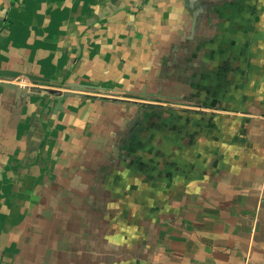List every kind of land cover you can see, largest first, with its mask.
I'll return each mask as SVG.
<instances>
[{"label":"crops","instance_id":"0c3cea01","mask_svg":"<svg viewBox=\"0 0 264 264\" xmlns=\"http://www.w3.org/2000/svg\"><path fill=\"white\" fill-rule=\"evenodd\" d=\"M0 264H264V0H0Z\"/></svg>","mask_w":264,"mask_h":264},{"label":"water","instance_id":"95a60500","mask_svg":"<svg viewBox=\"0 0 264 264\" xmlns=\"http://www.w3.org/2000/svg\"><path fill=\"white\" fill-rule=\"evenodd\" d=\"M30 78L37 79L38 77H35V76L31 75ZM76 88H83V86L81 84H74V83H69L66 86V90H73V89H76ZM22 90H23L22 92L24 94H30V93H34L37 90V87H35V86H31L30 88L22 87ZM57 93L62 96L60 90H57ZM61 96L59 97V99H61Z\"/></svg>","mask_w":264,"mask_h":264}]
</instances>
